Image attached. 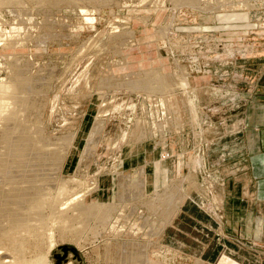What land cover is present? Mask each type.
I'll use <instances>...</instances> for the list:
<instances>
[{"label": "rangeland", "instance_id": "obj_1", "mask_svg": "<svg viewBox=\"0 0 264 264\" xmlns=\"http://www.w3.org/2000/svg\"><path fill=\"white\" fill-rule=\"evenodd\" d=\"M13 1L5 0L0 9V83L15 80L16 89L23 83L31 86L30 91L15 94L26 98L17 112L18 121L30 131L34 142L30 144V152L27 151L32 157L24 155L22 163L34 159L41 162L46 153L44 160L49 159L46 167L50 168L59 148L53 143L59 144L62 138L77 134L54 188L61 189L64 184L61 180H69L65 187L70 197L78 192L86 194L98 182V189L85 198L86 204H113V212L105 227L97 223V232H90L86 240L77 239V232L72 230L75 217L71 210L62 212L54 207L53 210L56 195L52 197L51 192L48 197L27 184L33 189L29 198L34 199L30 198L26 205L41 199L47 203L51 200L53 205L46 203L44 209L15 204L10 209L0 208V252L16 258L17 264H37L41 260L44 264H126L124 259L129 254L122 247L137 241L149 246L148 259L152 264H196L191 260L202 255L212 264H264V209L261 222L259 219L257 222L255 213L256 227L250 234L237 229L233 237H227L222 232L217 234L215 228L217 219L224 220L222 186L226 178L234 176L238 188L249 192L250 199L254 191V185L248 184L252 177L247 169L250 167L244 134L246 121L264 126V0H237L233 11L223 8L217 13H213L211 0L201 2L202 7L211 8L202 13L175 0H75L77 5L71 3L73 0H61L60 4L56 0H20L19 4ZM245 2L251 8L246 9ZM144 20H149L148 25ZM163 27L170 30L166 37L160 34ZM52 34L56 39L47 40L45 52L40 38L47 39ZM17 59L19 62H15ZM150 71L163 76L147 88L162 87L161 82H166L163 95L160 90L149 94L142 90L130 93L128 89H114L137 73L145 77ZM18 72L20 81L16 79ZM109 77L112 89L102 91ZM0 98L8 100L6 94L0 93ZM5 113L8 112L3 116L10 118L11 113ZM98 119L106 121L102 141L95 157L80 166ZM90 125L88 136L80 144ZM142 130L145 140L140 143ZM16 135L15 140L20 137ZM173 140L169 145L172 148L149 156V161L158 158L172 161V173L165 171L166 182L168 178L171 181L162 190L154 192L152 186L147 193L149 180L145 173L147 188L143 198L132 195L135 197L123 202L120 178L132 176L125 174V168L119 170L123 152L129 154L132 147L141 144L134 162L142 164L143 154L154 144L162 147L165 141ZM187 142L181 161L176 154L179 145L182 148ZM39 144H44L47 152L52 148L54 154L47 153ZM34 145L39 147L38 151L34 152ZM74 156L75 169L71 170L70 158ZM141 169L145 171L140 168L137 173ZM34 175L30 177L35 178ZM110 177L114 180L113 194L107 198V193L104 196L101 193L106 192ZM49 187H45L46 191ZM187 197L190 204L185 209H198L195 217L214 229L204 227L205 232L198 231L196 226L202 224H197L196 219L192 222L185 219L186 231L201 243L193 238H177L187 244L173 243L175 250L183 249L186 253L183 261L176 262L171 255L175 251H165L158 243L159 238L150 241L144 235L149 225L145 226L143 219L155 223L163 232ZM134 205L138 208L136 214H132ZM85 221L88 222V217ZM204 244L215 252L202 254L200 247Z\"/></svg>", "mask_w": 264, "mask_h": 264}, {"label": "bare ground", "instance_id": "obj_2", "mask_svg": "<svg viewBox=\"0 0 264 264\" xmlns=\"http://www.w3.org/2000/svg\"><path fill=\"white\" fill-rule=\"evenodd\" d=\"M56 1H58L57 2L58 4H60L62 2L61 0H56ZM68 1H70V0H68ZM175 1L184 2L185 4H189L190 6H192L195 10L199 11L200 13H202V11L204 12L206 10H209V11L211 10V8L206 9V8L202 7L201 2L203 0H175ZM206 1H209V0H205V2ZM211 1L212 2H210L209 4H211L212 8H214L213 13H217V12L221 11V9H223V8H229L232 6L229 4H231V3L233 4V0H211ZM13 2L15 3V0ZM4 3H5V0H0V9H1L2 5H4ZM16 3L19 4V3H21V1L16 0ZM66 3H68V2H66ZM71 3L77 5L78 2L73 0ZM184 3H183V6H184ZM202 3H204V2H202ZM206 3H208V2H206ZM82 4H83V2H82ZM209 4H207V5H209ZM245 7L248 9V8H251V5L246 4ZM194 9H192V10H194ZM144 21H142V22H144L146 25H148L149 20H144ZM163 28H165V29H162V32L160 34H163L166 37L167 35H169L170 30H169V27H163ZM51 36L52 37H49L47 39L46 38H44V39L40 38V39H42L41 40V43L43 44L42 48L44 49L45 52L47 51V48H48L47 40L51 38L54 41V39H56L55 35L52 34ZM126 36L131 37L132 35L127 34ZM15 62H19V59L15 60ZM18 64H20V63H18ZM15 65H16V63L13 64L12 69H15V67H14ZM54 69L55 68H53L52 71ZM151 71H150V73L149 72L146 73L145 77H143V74H141V73H137V75L134 78H131L130 76H128L130 78L127 79L126 84H124V83L117 84L116 87L114 86V89L117 91H122V90L128 89V91L130 93H136V92H139L142 90L143 92H146L149 94L154 93V91L156 92V91L160 90L159 93L161 95H163L164 93H161V91H164L165 88L163 86H164V84L167 85L166 82L164 84H163V82H161L162 87L153 85L150 89L147 88L148 85L151 83L157 84L158 77L162 75V74L158 75V71H157V73H156V71H153V72H151ZM48 72L49 71H47V73ZM53 72H51L50 74H52ZM159 73H161V72H159ZM12 74L14 75V71ZM18 75H19V72L16 74V79L20 81L21 79H19ZM46 77H48V75ZM111 78L112 77L107 78V84L104 83V87H103L102 91L103 90L109 91L112 89ZM162 78H159V81H161ZM164 78H165V76H164ZM130 81H132V82H130ZM161 83H159V85ZM15 84H18V82H16L15 80L13 82L9 81V83H6V84L0 83V93L6 94V98H8V100H6V101L2 100L0 98V208L10 209L12 204H15L16 206H19V207L28 206L26 204H27V202H29L30 198H31V200L34 199V198L32 199V197L29 198V195H31L33 192L32 187L33 188L36 187V189H34L36 191H37V189L42 190V193L46 194L47 196L52 192L50 194L52 197H53L52 194L56 195L54 205L50 204V202H52L51 200H50V202L47 203L43 199H41V201L37 200V202H35L36 201L35 200L32 203H28L30 205V206H28L29 209H42L44 206H46L45 204L47 203V204L53 205L51 208L54 207L55 209H58L59 211H62V212L63 211L66 212V211L71 210L70 212H72L73 216L75 217V219L72 218V223L74 221V228L72 226V230H74V232H77L75 234V238L79 239L80 237H82L86 240V238H87L86 235L89 236L90 232H93V231L95 232L96 231L95 229L98 227V225L102 224L104 227L106 226L104 224L107 223V222H105L106 219H108L110 217L111 213L113 212V210H111L113 208L112 207L113 204H101V203H95V204H91V205L86 204L85 198L91 194V191L93 189H98V182L95 183V186H94L95 188H93V189L91 188L89 190V192L88 191L86 192V194L84 193V194L78 195L79 194V192H78V193H74L73 195L71 194L70 197L67 193L68 191L66 188L68 185L65 184V183H67L66 181H69V180H66V181L61 180V182L64 183L61 185V186H63L61 189H56V187L54 188L55 183L59 182V180H60L57 175L60 173V170L63 169V167L65 165V162L67 159V154H70L68 152H69V150L71 151V149L74 145L76 134H70L67 138H64V139L62 138L63 140L61 139V142H59V144L53 143L54 147H55V145H57L56 148L57 147H59V148L56 151L52 150V148H51V151H55V154L48 150L49 152L54 154L53 160L51 159L52 162H51V166H49L50 168L46 167L47 165H49L48 164L49 162H47L48 158H45V160H44L46 153L45 154L43 153V155H44L43 158L39 157L40 160L41 159L43 160L41 162H36L37 160L34 159L33 161H29L27 163H22V160H24V159L21 160V158L24 157V155L27 156L31 150L30 144L32 145L33 137L31 139L30 134H29L30 131L25 129V126L22 122L18 121L20 119L18 117L17 112H19L20 107L22 108L21 103L23 101H25L26 98L25 97H15V94L21 93V92L25 93V92H27V89H29V91H30L31 86L29 83L28 84L23 83V84H20V87H17V89H16V87H13V86H15ZM165 87H167V86H165ZM166 91L167 90H165V92ZM144 108H146L145 104H143V109ZM5 111L8 112V113H5V115L11 113L9 115L10 118H8L7 115L3 116ZM143 112H145V111H143ZM7 118H8V120H6ZM105 127H106V121L103 119H98L97 122L94 124L92 132H91V136L88 138V141H87L88 143L85 147V150L83 151L82 162H81L80 166L86 165L88 160H92L95 157V152H96V149H97L99 143L101 142V137H102V134L105 130ZM3 129H4V132H3ZM142 131L143 132L141 134V138H139L140 143L144 142V140H145V137H144L145 136V133H144L145 130H142ZM14 132L20 136L19 137L16 135V137H19L16 140L14 138L15 137ZM27 141H28V144H27ZM35 143H36V141H35ZM27 145H28V147H27ZM35 145H37V144H35ZM43 145L44 144H42L40 146L43 147ZM158 146H156V147H158ZM42 147L40 148V150L42 149ZM34 148L33 149L35 152V150L38 151L37 148H39V147L36 148V146H35ZM45 150L47 152V149H45ZM27 151H29V152H27ZM49 152H47V153H49ZM40 155H42V154H40ZM29 157H32V156L30 155ZM46 157H48V156H46ZM36 158H38V157L36 156ZM24 162H25V160H24ZM38 164H40L39 167H37ZM49 169H50V171H49ZM17 170H19V171L24 170V171H22L20 173L19 171L17 172ZM31 174H36V176L34 175L35 178H31L30 177ZM135 175H136L135 177H132V176L126 177L125 175H123V177L121 176V178H120L122 183L119 185V187L123 191L122 192L120 190L122 192L121 200L123 202L125 201V199L129 198L130 196H131L130 198H133L135 196L136 197L140 196L141 198H143L142 195H145L146 188H147L145 171L141 169L138 173L136 172ZM49 177H51V178H49ZM70 181H71V179H70ZM72 181H74V180H72ZM69 183H73V182H69ZM27 184L31 185L32 187L29 188L30 186H28ZM59 184H61V183H59ZM47 186H50L51 188L49 187V189H47V191H46L45 187H47ZM5 187L8 189L5 190ZM72 187L70 189H73ZM59 188H60V186H59ZM21 190H25V191L23 193H21ZM28 190H30V191H28ZM39 192H41V191H38L37 193H39ZM34 193H35V191H34ZM39 194H41V193H39ZM166 194H168V193H166ZM66 195L68 196L67 198H66ZM132 195H135V196H132ZM7 197L10 199V201H7ZM37 197H38V194H37ZM43 197H46V196L43 195ZM37 199H40V197H38ZM1 201H3V203ZM179 201H181V200H179ZM47 206H49V205H47ZM54 208H53V210H54ZM132 209H134L132 214H136L135 212H137L138 208L134 205V207ZM87 217H88V222L85 221ZM143 220L145 222L144 223L145 226L147 224L149 225V230L144 235L146 237H150V241L152 239L159 238L161 236V234L163 233L162 229L157 227L155 223H150L148 221V219L144 218ZM68 223L70 225L69 218H68ZM97 223H98V225H97ZM95 224L97 225L96 228H95V226H96ZM141 229L142 228H140L139 230H141ZM90 235H91V233H90ZM81 240H83V239H81ZM136 242L134 244L133 243L128 244V243H130V242H128V243H125L123 245L122 251L125 252V250H127V254H129L128 255L129 257H127V256L125 257L124 262H126V264H133L136 261L137 262L136 264H152L150 262V259H148L149 246L148 245L145 246V245H143V243H140V242L136 243ZM50 250L51 251L54 250V245L51 246ZM0 256H1L0 257V264H17L16 258H13L8 253L1 251ZM37 264H44V260L38 261ZM66 264H73V263L67 262ZM166 264H169V263H166Z\"/></svg>", "mask_w": 264, "mask_h": 264}, {"label": "crops", "instance_id": "obj_3", "mask_svg": "<svg viewBox=\"0 0 264 264\" xmlns=\"http://www.w3.org/2000/svg\"><path fill=\"white\" fill-rule=\"evenodd\" d=\"M238 3L239 2H237V0H233L232 6L226 9L233 11V8H235ZM246 4L249 5L248 2H245L243 6L245 7ZM125 60L127 62L128 59H125ZM91 125L88 127V129H85L84 132L82 131L84 134L80 140V144L83 138H86L88 136ZM246 125H247V129L244 135L246 139L245 140L246 150L248 154V161H249V167H250L247 169H250L252 181L249 180L247 172L245 173V176L249 180V183H248L249 186L254 185V191L252 193V199H250L248 197V194H250L249 192H245V191L243 192L241 191L240 188H238V183L234 176L229 177V179L226 178V180L224 181V184L222 186L224 220L221 221L217 219L218 225L215 226V228L217 229V234H221L222 232V234L227 237H233L237 229H242V231H246V233L247 232L249 233L250 230L254 229L256 227V225H254V217L256 216L255 213L257 214V222H258V219L260 220V222L262 221L261 219H263L262 209H264V207L257 206V204H264V126H263V123L251 125L247 121H246ZM76 139H77V134L75 137V142H76ZM75 142H74V145H75ZM169 142L165 141L162 144V147H156V145L154 144L151 149L147 150V152L143 154L142 164H135L134 162V159L136 157H139L138 150L141 147V144L132 147L134 149L132 152L130 151L129 154L128 153L126 154L125 152H123L122 157L124 160L119 170L122 171L125 168L124 170L125 174L126 172H128L127 174L128 176H131V175L134 176L137 170H139L140 168H143L145 169V173L146 175H148V180H149L148 181L149 186H148L147 193L149 192L152 186H154L155 188L154 192L157 190H162L163 189L162 186L167 185V183L171 181L168 178L167 180L168 182H166L167 174L165 175V171L169 172V174L172 173V169L170 168V163L172 161L171 160L164 161L162 160V158L149 161V156L158 154L159 151L160 153H162L164 151L163 149H166V147L172 148L169 145L173 144L174 140L169 141ZM187 144L188 142L186 143V146L184 145L182 146V148H181V145H179L180 146L179 154H176V155H178V157L180 158L179 160L182 159L181 161H183L185 151H187ZM70 160L72 164L71 170H74L75 165L73 163L75 162V156L71 157ZM76 162H77V159H76ZM184 167L185 166H181V169H183ZM107 184L108 185L105 186L106 192H102L101 195L104 196V194L107 193L108 194L107 198H112V194H113L112 188L114 185L113 178L110 177ZM188 204H190V202L187 197V199L185 200V202L183 203L179 211L171 219V221L167 224V226L164 228L163 233L159 237L158 243L161 244V246L165 249V251H170V253L175 251L176 254L174 255L173 254L174 252H173L171 255L174 256V260L176 262L183 261V259L186 258L184 257L186 253H185V250L183 249L175 250L173 243L176 242V244H179L181 246H186L187 244L185 241L180 242V241H177L176 239L177 238L183 239L184 237H188L189 239H192V238L195 239L193 233L191 234L190 232L186 231L185 225H184L185 219L191 222L194 219H196L197 224H202L195 217V215L199 213L198 209H185L186 205ZM204 227L206 229H211V230L214 229L212 226L210 225L208 226L204 224H202V226L197 225L195 229L198 231H201ZM203 231L205 232V229H203ZM195 241L200 242L198 238L195 239ZM197 246H199V244H197ZM211 251H213V253L215 252V250L210 248V246L207 244H204L202 247H200V252L202 254H207V253L209 254ZM202 256L200 257L194 256L191 261L196 264L198 263L212 264L210 260L208 262L205 261L204 257Z\"/></svg>", "mask_w": 264, "mask_h": 264}]
</instances>
